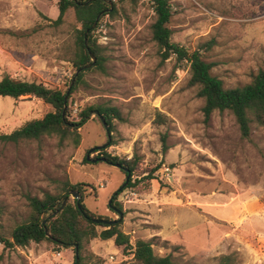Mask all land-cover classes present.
<instances>
[{"label":"rangeland","instance_id":"obj_1","mask_svg":"<svg viewBox=\"0 0 264 264\" xmlns=\"http://www.w3.org/2000/svg\"><path fill=\"white\" fill-rule=\"evenodd\" d=\"M58 2L0 0V80L10 75L68 91L81 25L73 9L55 25ZM169 2L172 41L199 50L225 88L251 83L264 68V0ZM115 5L114 15L100 18L106 34L98 27L94 33L105 62L85 72L70 95L69 110L77 121L88 107L113 106L122 121H114L109 139L99 116L92 115L79 130V146L58 137L0 142V236L12 242L13 230L30 217L28 198L57 194L65 181L90 185L84 196L90 212L120 219L109 203L128 175L88 160L107 153L138 162L135 186L114 201V208L122 205L121 229L132 243L151 241L156 255H170L176 264H264V128L253 120L251 136L244 139L229 111L215 112L207 122L205 101L190 84L189 64L175 57L162 62L152 40V3ZM52 111L36 98H0V135ZM111 141L113 146L90 154ZM164 165L171 180L157 183ZM150 173L152 180L146 178ZM128 195L131 202L125 203ZM83 255L89 264H136L113 240L94 239ZM74 257L73 250L49 242L20 248L0 240V264H73Z\"/></svg>","mask_w":264,"mask_h":264},{"label":"trees","instance_id":"obj_2","mask_svg":"<svg viewBox=\"0 0 264 264\" xmlns=\"http://www.w3.org/2000/svg\"><path fill=\"white\" fill-rule=\"evenodd\" d=\"M106 1L59 0L58 2L59 15L54 24H62L67 11L73 9L76 20L81 25V28L77 29L76 49L72 59L75 74L70 85L72 81L75 82L70 90V95L81 84L85 72L90 70L87 67L92 64V58L96 59L94 67L102 68L103 62H105L102 54L103 48L98 45L94 35L97 27L92 29V26L98 17L101 18L106 13L110 15L116 13L115 2L109 0L113 3L111 7ZM147 1L152 3L155 12L151 34L153 42L159 48L162 62L175 57L178 62L189 64L190 84L198 87V95L205 101L202 110L205 120L208 122L215 112L229 111L235 116L241 136L244 139H249L251 136L253 120L264 128V68L259 71L251 83L242 87L225 88L224 82L212 74V64L203 59L199 50L190 52L172 41V31L168 27L172 17V7L169 0ZM86 39L88 45L85 43ZM79 70L83 71L77 74ZM66 93L59 89L50 88L43 83L19 80L10 75H5L0 80V98H12L14 100L36 98L50 105L53 111L46 114L43 119L27 122L11 134L0 135V142L18 144L21 141L58 137L62 142L73 140L75 145L79 146L81 141L79 130L91 119L92 115L97 113L98 116L103 117L111 133L115 130L114 121H122L120 110L107 105L88 107L80 113L77 121L71 120L69 99L67 102L65 100ZM114 144L111 141L109 147ZM168 149L166 141L163 140L162 150L167 152ZM103 155L109 163L119 164L126 175L130 173V183L126 188L134 187L132 177L138 169V162L135 159H121L107 153ZM146 178L152 180L154 178L153 173L148 174ZM86 187H90V185L82 183L73 185L65 181L62 183L61 191L57 194L46 193L43 198L30 196L28 202L31 214L28 220L13 230L12 242L1 236L0 240L9 246L20 248H26L31 243L49 242L55 247L73 250L75 254L73 264H89L83 252L88 243L99 238L103 241L113 240L116 247L123 248L125 252L133 255L136 264H176L170 255H156L153 249L154 244L151 241L139 239L132 243L130 235L121 229L123 218L121 220L103 219L115 221L111 225L96 223L94 220H101V217L90 212L84 205ZM74 190H78L81 194L80 204L77 203V200H74L73 203L70 202L69 195ZM119 194L116 195L114 201ZM66 199L68 201L62 209ZM114 201L111 202L110 208H114ZM116 208L123 213L121 204L116 205ZM55 213L58 214L55 215ZM44 221H46L45 225H43ZM77 252L78 254H76Z\"/></svg>","mask_w":264,"mask_h":264},{"label":"water","instance_id":"obj_3","mask_svg":"<svg viewBox=\"0 0 264 264\" xmlns=\"http://www.w3.org/2000/svg\"><path fill=\"white\" fill-rule=\"evenodd\" d=\"M106 2H107V4H108L109 6H111V7L113 6V3H112L111 1L107 0ZM99 20H100V17H98V19L96 20V22H95L94 25L92 26V29H95V28L97 27ZM85 43H86V45H88V41H87V39H86ZM95 63H96V59H95V58H92V64L89 65L87 68H91ZM82 71H83V70H79V71L77 72V74L81 73ZM74 82H75V81H72V84L70 85V87H69V89H68V91H67V93H66V97H65L66 102H67L68 99H69V96H70V90H71L72 86L74 85ZM65 110H66V108H65ZM96 114H97V113H96ZM64 116H65V113H64ZM99 119L101 120L102 124L104 125V128H105V130H106V132H107V135H108V137H109V139H110V138H111V132H110V130H109V126H108V124L106 123V121L104 120L103 117L99 116ZM109 144H110V142H109ZM109 144H106V145H103V146H101V147H96V148L92 149V150L90 151V154H92V153L95 152V151L105 150L107 147H109ZM88 160L91 161V162H93V163H97V162H106V163H109L108 160H107L105 157H103V158H91L90 155H89V156H88ZM109 164L121 169V166H120L119 164H112V163H109ZM125 171H126V169H125ZM126 172H127V171H126ZM129 180H130V173H128V178L126 179V182L122 185V187L118 190V192L115 193L114 196H116L118 193H121V192L127 187ZM70 195L73 196V198H74L75 200H77V203H78V204H80V202H81V194H80V192H79L78 190H74V191H72V192L70 193ZM67 201H68V199H66V200L64 201L63 206H62V209H63L64 206L66 205ZM111 202H112V201H110V203H109L110 206H111ZM111 209H112L114 212H116V213L119 214V216H120V219H119V220H121V219L123 218V213H122L120 210H118V209H116V208H111ZM57 214H58V213H55V215H57ZM94 221H95L96 223H98V224L103 223V224H107V225H111V224L115 223V221H107V220H103V219H101V220H94ZM45 224H46V221L43 222V225H45ZM76 249H77V248H76ZM76 254H78V252H77Z\"/></svg>","mask_w":264,"mask_h":264},{"label":"built area","instance_id":"obj_4","mask_svg":"<svg viewBox=\"0 0 264 264\" xmlns=\"http://www.w3.org/2000/svg\"><path fill=\"white\" fill-rule=\"evenodd\" d=\"M111 1L116 2L117 0H111ZM97 27H98V32L102 33L103 35L106 34V31H105L106 23H102V20H100L98 22ZM101 39H103V37H101ZM159 174H160V177L157 174V178L155 179L157 183H158V178L161 181H167V182L171 180L172 172H171L170 167L164 165L162 169H160ZM130 194L133 195V193H130ZM128 198H129V195L127 196V200L125 201V203L131 202V201H128ZM59 256H61V253H59ZM111 259L113 260L114 258L111 257Z\"/></svg>","mask_w":264,"mask_h":264},{"label":"crops","instance_id":"obj_5","mask_svg":"<svg viewBox=\"0 0 264 264\" xmlns=\"http://www.w3.org/2000/svg\"><path fill=\"white\" fill-rule=\"evenodd\" d=\"M66 251H69V250H66Z\"/></svg>","mask_w":264,"mask_h":264}]
</instances>
